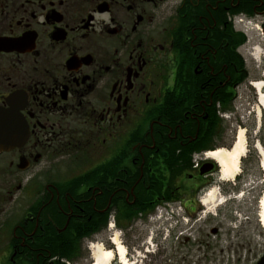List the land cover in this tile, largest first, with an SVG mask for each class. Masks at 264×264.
<instances>
[{
  "label": "flooded vegetation",
  "instance_id": "obj_1",
  "mask_svg": "<svg viewBox=\"0 0 264 264\" xmlns=\"http://www.w3.org/2000/svg\"><path fill=\"white\" fill-rule=\"evenodd\" d=\"M249 9L264 19V0H0V109L27 130L0 153V264H71L119 214L132 228L169 217L160 244L195 258L164 264H264L252 203H229L237 179L216 220L200 208L217 175L206 155L247 82L228 62ZM85 232L70 260L54 250Z\"/></svg>",
  "mask_w": 264,
  "mask_h": 264
},
{
  "label": "rangeland",
  "instance_id": "obj_2",
  "mask_svg": "<svg viewBox=\"0 0 264 264\" xmlns=\"http://www.w3.org/2000/svg\"><path fill=\"white\" fill-rule=\"evenodd\" d=\"M244 8L247 7L244 6ZM245 11L246 13H249L250 17L248 18L246 15H243L244 13H241L242 15H239L237 22L234 21L232 23L231 28L233 32L239 35V37H242L244 41L235 49L245 65L248 74L247 82L237 89L235 100H233V104L231 105V109L233 110L232 113L222 117V123L220 120V123L223 126L219 129L223 130V132L217 135V138H221L222 140L219 142L217 140L214 141L220 143V147L229 148L233 143L237 129L243 128L248 130L246 133L247 154L240 162V173L236 178L237 181H235L237 191L235 192L234 197L230 199L229 203H233L237 208H242L244 211L250 209L248 206L252 203L255 210L253 220H255V214H258L257 203L260 200L263 185L262 172L259 169V157L254 149V145L260 139L259 144L264 149V112H261L260 117L256 118L255 111L257 103L255 90H253L249 84L263 79L261 75L264 72V19L260 15L257 16L254 13L251 14L250 9L249 12L248 10ZM256 52L260 54V64L256 63ZM222 144L224 145L221 146ZM216 169L218 168L216 167ZM232 184L233 183L219 182L218 176L215 175L212 184L200 197L203 198L204 195L208 194L213 188L217 189L216 203L213 206V209L203 206L201 207L199 205L203 211L207 212L205 218H209L212 214L214 217L211 218L216 220L214 214L218 211H225L227 209L226 207L228 203H225L224 201L226 196L221 189L223 185L232 186ZM238 196H242V198L240 199ZM24 199V196H21V207L18 208V210L23 211L25 208ZM165 222L169 221L166 220L164 223ZM158 223L157 216L155 215L144 218V221H141L140 225H137L134 228L129 227V225L125 228L115 226L111 233L105 231L96 236L89 243L103 244V246L107 248L106 246H111L108 238L112 237L113 234H117L121 244L126 249V259L129 262H133V264H164L165 259H163V257L165 255L176 257V252H181V257L193 255L195 258V249L187 247L186 245H176L174 239L170 240L168 244L161 245L160 242L162 241V238L159 236V231L156 226ZM9 224L10 226L12 225V223H8L7 225ZM143 225H148L150 228L147 230ZM165 246H167V248ZM146 247L148 251L153 250L154 253L152 255H147L144 252ZM161 247H163V249H161ZM80 248L81 251L79 257L71 264H91L90 254L86 250L84 243H82ZM175 250L177 251L175 252ZM187 251L190 252L187 254ZM193 261H190L188 264H192ZM195 263L201 264L199 261H196ZM111 264H118L117 260ZM168 264L181 263L179 260L170 259Z\"/></svg>",
  "mask_w": 264,
  "mask_h": 264
},
{
  "label": "bare ground",
  "instance_id": "obj_3",
  "mask_svg": "<svg viewBox=\"0 0 264 264\" xmlns=\"http://www.w3.org/2000/svg\"><path fill=\"white\" fill-rule=\"evenodd\" d=\"M257 56L260 54L256 52ZM262 80H257L252 83V87L255 90L256 95V118L260 117L262 111H264V74ZM255 151L259 157V169L262 172V185L263 191L260 196V201L257 203L259 224L264 230V149L260 144L256 143L254 146ZM247 154V142L246 134L243 128L237 129L233 143L229 149L218 148L209 152L206 155L207 159L212 160L217 164L219 173L218 180L221 182L231 183L234 181L240 173V162ZM217 189L213 188L201 199V205L206 208L213 209L216 203ZM218 205V204H217ZM117 260L118 264H133L126 259V249L121 244L117 235L112 240V250L102 248L101 245H96L91 250V264H111Z\"/></svg>",
  "mask_w": 264,
  "mask_h": 264
},
{
  "label": "trees",
  "instance_id": "obj_4",
  "mask_svg": "<svg viewBox=\"0 0 264 264\" xmlns=\"http://www.w3.org/2000/svg\"><path fill=\"white\" fill-rule=\"evenodd\" d=\"M249 12V10H248ZM230 51H229V62L232 66H235L236 68H240L243 64L242 59L240 58V56L236 53V47H238L241 43H243V38L239 37V35L235 34L232 30V28L230 27ZM233 99L232 96L229 97V105L230 108L229 110L231 111V105H232ZM129 219V216H127L126 214H119L116 217V225L119 228H125L126 225L128 224L127 221ZM104 220H106L105 216L102 215L101 217V222ZM104 228V227H103ZM102 231V228L100 229ZM91 234L90 232H85V233H76V237L75 238H71L74 239L73 241H71L70 245H66L64 248L58 249V248H54L55 251H59V256L63 257L66 260H70V258L74 257L77 255L78 253V242L81 238H85V237H89ZM73 234L70 233V236H72Z\"/></svg>",
  "mask_w": 264,
  "mask_h": 264
},
{
  "label": "water",
  "instance_id": "obj_5",
  "mask_svg": "<svg viewBox=\"0 0 264 264\" xmlns=\"http://www.w3.org/2000/svg\"><path fill=\"white\" fill-rule=\"evenodd\" d=\"M27 138L23 121L12 109H0V153L21 146Z\"/></svg>",
  "mask_w": 264,
  "mask_h": 264
}]
</instances>
